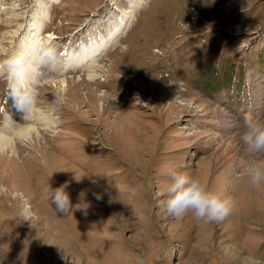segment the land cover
<instances>
[{
  "label": "rangeland",
  "instance_id": "rangeland-1",
  "mask_svg": "<svg viewBox=\"0 0 264 264\" xmlns=\"http://www.w3.org/2000/svg\"><path fill=\"white\" fill-rule=\"evenodd\" d=\"M124 17L107 46L100 31ZM41 26L75 61L40 81L43 123L0 81V127L9 116L35 131L0 149V264H264V184L247 176L264 155L240 139L246 117L264 118V0H0V59ZM84 32L98 43L75 52ZM83 62L99 69L76 72ZM174 171L231 196L232 213L168 214ZM59 187L67 216L46 199Z\"/></svg>",
  "mask_w": 264,
  "mask_h": 264
},
{
  "label": "clouds",
  "instance_id": "clouds-1",
  "mask_svg": "<svg viewBox=\"0 0 264 264\" xmlns=\"http://www.w3.org/2000/svg\"><path fill=\"white\" fill-rule=\"evenodd\" d=\"M42 31L41 26L33 38L24 40L16 50L0 59V81L6 84L4 100L6 103L10 100L11 106L25 120L38 118L39 85L46 73L63 72L71 66L70 54L61 53L56 44L40 35ZM53 97L58 106L65 103L64 95ZM240 139L249 153L264 155V118L246 117ZM247 176L254 186L264 184V160L250 162ZM235 186L234 180L230 187ZM165 196L161 205L171 216L183 217L191 213L195 219L207 223L224 220L235 207V200L231 196L211 190L196 176L182 171L170 173ZM46 199L57 215L71 214L70 197L61 187L50 189ZM95 199L101 200L102 194H96ZM136 264H149V261L140 257Z\"/></svg>",
  "mask_w": 264,
  "mask_h": 264
},
{
  "label": "bare ground",
  "instance_id": "bare-ground-1",
  "mask_svg": "<svg viewBox=\"0 0 264 264\" xmlns=\"http://www.w3.org/2000/svg\"><path fill=\"white\" fill-rule=\"evenodd\" d=\"M132 19V18H131ZM33 28V27H32ZM31 28V29H32ZM37 31V30H36ZM48 40H54L53 38H52V36H47L46 37ZM105 42V41H104ZM83 45V44H82ZM92 45V44H91ZM99 48V47H98ZM106 48V47H105ZM79 49V48H78ZM91 49V48H90ZM85 50V49H84ZM83 50V51H84ZM100 56V55H99ZM98 56V57H99ZM94 57V56H93ZM78 59V58H77ZM82 59V58H81ZM75 60H73L72 59V62H70V64H73V62H74ZM93 63H94V60H93ZM77 64V63H76ZM89 64V63H88ZM91 64V63H90ZM75 67V66H74ZM96 66L94 65V66H92L90 69H92V71L90 72V73H92V72H96L98 69H99V67L97 66L96 68H95ZM54 73H56V72H54ZM92 76V75H91ZM89 77V76H88ZM68 80H66V81H64V82H62V85L63 84H65V87H66V82H67ZM81 81V80H80ZM92 83H93V81H91ZM95 82V81H94ZM57 84V83H56ZM49 85V84H48ZM64 88V87H63ZM103 99H105V98H107L106 97V94H104L103 96ZM102 99V100H103ZM14 117H19V114L18 115H14ZM7 119H8V121H7ZM5 121H3V123H2V126L0 127V149H5V148H8L9 147V141H11V137H14V138H17L19 141H23V143H26V140H25V138H27L26 137V135H31L32 134V132L34 133L35 131L33 130V128H32V126H31V124H30V126L28 125V126H17L16 128H14V130H12L13 128H12V126L14 125V123L12 124V125H9V119H10V117L8 116V118H7ZM38 119V120H37ZM36 120L37 121H35V122H42L43 123V119H41L40 120V118H37ZM40 120V121H39ZM13 121H15V120H13ZM32 121V120H31ZM45 121L47 122V119H45ZM41 123V124H42ZM11 124V123H10ZM41 124H39V125H41ZM37 125V124H36ZM44 125V124H43ZM35 127V126H34ZM44 127V126H43ZM40 128V127H39ZM42 128V127H41ZM44 128H47V127H44ZM36 129V128H35ZM47 130V129H46ZM37 133V132H36ZM34 135V134H33ZM32 136V135H31ZM7 137H9L8 139H7ZM13 138V139H14ZM31 138V137H30ZM28 140V139H27ZM35 141V140H34ZM32 143V142H31ZM38 144H40L39 143V140L38 141H35L34 142V144H32V145H38ZM3 146V147H2ZM39 146V145H38ZM42 147H40V149H41ZM5 151H6V149H5ZM4 151V152H5ZM34 151V150H33ZM35 152V151H34Z\"/></svg>",
  "mask_w": 264,
  "mask_h": 264
},
{
  "label": "trees",
  "instance_id": "trees-1",
  "mask_svg": "<svg viewBox=\"0 0 264 264\" xmlns=\"http://www.w3.org/2000/svg\"><path fill=\"white\" fill-rule=\"evenodd\" d=\"M212 72H214V70H212ZM228 80H229V79H228ZM228 80H227V81H228ZM218 86H219L218 84H214V85H213V87H215V88L218 87Z\"/></svg>",
  "mask_w": 264,
  "mask_h": 264
}]
</instances>
